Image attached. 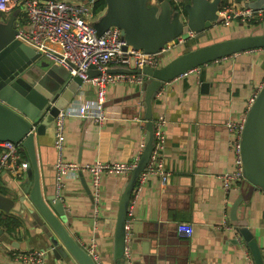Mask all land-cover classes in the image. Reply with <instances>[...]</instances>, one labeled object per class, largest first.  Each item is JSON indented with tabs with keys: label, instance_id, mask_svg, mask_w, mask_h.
I'll return each instance as SVG.
<instances>
[{
	"label": "crops",
	"instance_id": "0c3cea01",
	"mask_svg": "<svg viewBox=\"0 0 264 264\" xmlns=\"http://www.w3.org/2000/svg\"><path fill=\"white\" fill-rule=\"evenodd\" d=\"M153 1V0H152ZM186 1V0H185ZM225 0L222 1V3ZM246 4V0H237ZM256 24L232 22L214 26L210 35L240 36L258 32ZM198 42L188 37L172 44L161 65ZM208 83L202 86V83ZM264 84V47L216 59L178 75L157 93L153 121L165 119L166 145L159 165L169 173L166 181L150 173L130 200L127 219L135 248L132 261L140 264H255L247 242L238 232L243 222L252 234L264 262V191L245 179L224 191L218 176L232 169L233 135L226 129L228 120L243 118L247 100ZM139 87L127 82L110 84L105 89L104 107L110 118L102 124L78 116L67 118L64 127L63 157L77 163L95 161L131 162L145 138L144 107ZM96 89L82 82L71 102L95 97ZM68 103V104H69ZM66 106V105H65ZM40 179L44 194L55 193L57 151L53 124L45 134L35 136ZM0 170V192L13 198L22 180ZM126 177L103 175L101 193L93 204L90 178L86 172L71 171L60 189L66 210L64 226L83 247L94 241L98 254L111 258L112 232L102 223L113 220L120 191ZM3 190H6L3 191ZM58 197V196H57ZM240 199L232 217L231 205ZM94 213V230L89 233V214ZM129 213V212H128ZM15 213L0 210V217ZM192 227L190 236L180 235L178 224ZM109 224L106 223V229ZM40 227L20 219L16 229L0 225V264H26L15 259L11 250H44L41 264H77L71 257L58 258Z\"/></svg>",
	"mask_w": 264,
	"mask_h": 264
},
{
	"label": "water",
	"instance_id": "95a60500",
	"mask_svg": "<svg viewBox=\"0 0 264 264\" xmlns=\"http://www.w3.org/2000/svg\"><path fill=\"white\" fill-rule=\"evenodd\" d=\"M179 1L176 6L171 0H104V11L92 23L98 35L110 26L118 27L128 45L146 53H156L168 43H177L179 38L187 37L190 32L198 40L188 51L159 67L141 68L145 79L138 95L145 112L144 148L123 183L114 221L110 219L102 223L103 231L112 232L111 258L108 259L101 251L97 260L64 226L66 210L61 198L54 192L44 194L35 144V136L45 134L59 110L71 101L82 79L70 75L64 67L15 38L18 10L7 19L0 11V141L20 143L27 156V178L20 183L15 198L0 192V210L15 213L40 227L51 242V251L58 258L71 257L77 264H126V220L133 188L149 161L154 144L152 106L157 93L165 83L197 66L237 52L264 47V20L255 33L199 40L221 22L223 16L219 8L222 0ZM246 4L252 8H263L264 0H246ZM106 71L128 73L138 70L110 67ZM100 73L93 65L87 71L88 76ZM207 84L203 82L202 86ZM240 144L244 179L264 191V84L246 111ZM239 202L240 199L231 205L232 217ZM94 220L90 213L88 232L97 238ZM106 223L109 224L107 229ZM238 224L241 225L238 232L247 242L254 263L264 264L246 224ZM132 237L129 234L130 248L134 249ZM132 264L140 263L132 261Z\"/></svg>",
	"mask_w": 264,
	"mask_h": 264
},
{
	"label": "built area",
	"instance_id": "2783aa9c",
	"mask_svg": "<svg viewBox=\"0 0 264 264\" xmlns=\"http://www.w3.org/2000/svg\"><path fill=\"white\" fill-rule=\"evenodd\" d=\"M95 0H0V11L7 19L15 8H19L17 15L18 32L15 38L32 47L36 52L51 59L54 64L64 67L70 75H77L82 82L95 87V97L89 100L71 102L61 108L53 119L54 147L57 151L55 170V191L59 197L65 176L73 171L86 172L90 178L91 196L93 204H97L101 193V177L103 175L127 176L136 164L142 150L144 141L140 144L138 154L131 162L121 161H95L91 163H77L63 157L64 127L70 116H78L86 120L102 124L110 118L105 103V89L110 84L127 82L141 88L145 76L141 73L143 66L156 68L161 65L165 52L170 50L172 43L166 44L156 53H146L141 49L128 45L122 37L121 30L110 26L101 34H97L93 21L103 12H94ZM176 6L179 0H171ZM221 23L229 25L232 22L240 24L260 25L264 20V7L252 8L247 4H238L237 0H225L220 5ZM188 37H194L190 32L187 37L179 38L184 42ZM174 43V44H177ZM93 65L101 71L100 74L88 76L87 71ZM110 67H126L137 72L110 73ZM257 92L247 100V107L252 104ZM245 117V116H244ZM244 117L239 120H228L226 129L233 135L232 152L234 165L228 172L218 176L224 191L244 179L241 160V133ZM154 144L149 161L143 172L138 176L133 188L137 194L141 183L150 173L158 174L162 181H166L169 173L161 168L159 160L165 150L166 133L164 131L165 119L158 116L154 121ZM22 146L18 142L0 141V170L6 171L14 179H21L25 175L27 160L22 155ZM130 214V210L128 211ZM128 216V215H127ZM94 217V213H93ZM95 218V217H94ZM130 220H126V233L124 238V257L126 264H132L129 239ZM178 232L183 236H190L192 227L188 224H178ZM84 249L97 260L99 254L94 241ZM15 259L26 264H41L44 250L28 249L26 251L11 250Z\"/></svg>",
	"mask_w": 264,
	"mask_h": 264
},
{
	"label": "trees",
	"instance_id": "16d2710c",
	"mask_svg": "<svg viewBox=\"0 0 264 264\" xmlns=\"http://www.w3.org/2000/svg\"><path fill=\"white\" fill-rule=\"evenodd\" d=\"M222 1L220 2V5L222 4ZM18 9L19 8H15L12 12L17 11ZM93 9H94L95 13H99V12L104 11V9H105L104 0H95ZM17 15L21 16L19 10L17 12ZM189 49H190V47L186 51H188ZM21 151H22L23 157L27 160L26 152L24 151L23 148H22ZM13 215H14V217H12V214H10V216H6V217H3V218L0 217V225H3L7 229H16V227H18L20 225V219L21 218L18 217L17 215H15V214H13Z\"/></svg>",
	"mask_w": 264,
	"mask_h": 264
},
{
	"label": "rangeland",
	"instance_id": "374dc122",
	"mask_svg": "<svg viewBox=\"0 0 264 264\" xmlns=\"http://www.w3.org/2000/svg\"><path fill=\"white\" fill-rule=\"evenodd\" d=\"M213 32H210V35L212 34ZM209 38H211V36H208ZM3 191H5L6 192V190H3Z\"/></svg>",
	"mask_w": 264,
	"mask_h": 264
}]
</instances>
